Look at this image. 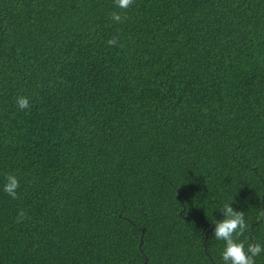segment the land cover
<instances>
[{
  "label": "trees",
  "instance_id": "16d2710c",
  "mask_svg": "<svg viewBox=\"0 0 264 264\" xmlns=\"http://www.w3.org/2000/svg\"><path fill=\"white\" fill-rule=\"evenodd\" d=\"M229 200L264 241V0H0V264H222Z\"/></svg>",
  "mask_w": 264,
  "mask_h": 264
},
{
  "label": "clouds",
  "instance_id": "9594fccd",
  "mask_svg": "<svg viewBox=\"0 0 264 264\" xmlns=\"http://www.w3.org/2000/svg\"><path fill=\"white\" fill-rule=\"evenodd\" d=\"M132 0H115L118 8H127ZM112 19L120 21L121 16L117 12L111 14ZM109 44L116 43L115 39H110ZM17 107L27 109L30 107L29 97L18 95L16 98ZM19 180L16 175L8 173L4 178L2 190L9 196H17ZM234 201L229 200L218 208H213L210 212V235L217 241L222 242L220 248V259L222 264H256L255 258L264 253V241L252 242L247 237H240L248 231L249 223L245 213L237 207H233ZM218 213V215H217ZM264 215V213H261Z\"/></svg>",
  "mask_w": 264,
  "mask_h": 264
},
{
  "label": "water",
  "instance_id": "95a60500",
  "mask_svg": "<svg viewBox=\"0 0 264 264\" xmlns=\"http://www.w3.org/2000/svg\"><path fill=\"white\" fill-rule=\"evenodd\" d=\"M143 231H144V229H143ZM142 242H143V237H141V244H142ZM147 263H148V259L146 258L144 264H147Z\"/></svg>",
  "mask_w": 264,
  "mask_h": 264
}]
</instances>
